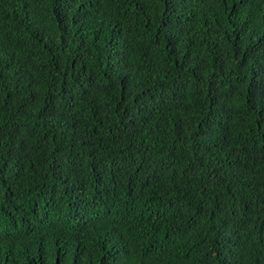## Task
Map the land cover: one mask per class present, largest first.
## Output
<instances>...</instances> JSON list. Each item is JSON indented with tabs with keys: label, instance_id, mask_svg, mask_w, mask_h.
I'll use <instances>...</instances> for the list:
<instances>
[{
	"label": "trees",
	"instance_id": "16d2710c",
	"mask_svg": "<svg viewBox=\"0 0 264 264\" xmlns=\"http://www.w3.org/2000/svg\"><path fill=\"white\" fill-rule=\"evenodd\" d=\"M0 264H264V0H0Z\"/></svg>",
	"mask_w": 264,
	"mask_h": 264
}]
</instances>
